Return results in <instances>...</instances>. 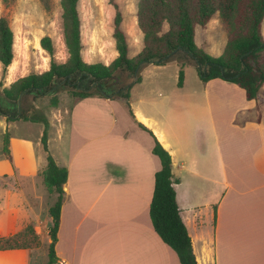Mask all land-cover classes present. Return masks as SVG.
Instances as JSON below:
<instances>
[{
	"label": "crops",
	"instance_id": "obj_1",
	"mask_svg": "<svg viewBox=\"0 0 264 264\" xmlns=\"http://www.w3.org/2000/svg\"><path fill=\"white\" fill-rule=\"evenodd\" d=\"M261 96L247 100L243 89L221 79L129 94L136 122L171 157L179 215L197 264H264V86ZM123 105L91 96L59 120L45 116L48 152L67 170L56 264H180L149 217L161 167L154 138ZM11 124L0 118V238L30 225L40 243L0 250V264H46L56 195L41 177L43 125L30 122L42 126L32 141L14 135ZM5 132L10 159L2 150Z\"/></svg>",
	"mask_w": 264,
	"mask_h": 264
},
{
	"label": "trees",
	"instance_id": "obj_2",
	"mask_svg": "<svg viewBox=\"0 0 264 264\" xmlns=\"http://www.w3.org/2000/svg\"><path fill=\"white\" fill-rule=\"evenodd\" d=\"M79 0H60L62 9V29L64 44L67 51L65 63H57L53 58V46L50 38L40 40L41 48L50 56L49 69L42 74H30L12 83L3 92L9 101H16L24 90L41 89L47 91L52 87V81L61 80L68 75L71 83L76 85L89 74L98 85L114 78L117 70H126L131 75L139 64L151 60L160 61L173 52L174 57L182 58L180 66L190 65L188 58L196 60L198 76L202 82L221 79L234 83L245 92L247 100L263 98L261 89L264 86V37L262 23L264 20V0H139L137 7V26L142 33L143 48L134 58L128 57L126 37L120 28L121 15L115 6L113 39L117 57L109 64H87L82 59V43L80 18L78 13ZM214 15H218L226 31V42L222 54L212 57L195 43V30L205 27ZM13 33L5 17H0V65L2 78L11 65L13 53ZM161 64V63H154ZM140 80V76L136 82ZM183 72H179L178 87L182 86ZM135 82V83H136ZM132 85V84H131ZM131 85L117 93L127 106L129 115L134 119L129 107V89ZM98 88L102 89L98 86ZM78 98L91 97L85 92H76ZM99 97H104L102 94ZM106 98V97H105ZM258 109V106H257ZM0 115H4L0 111ZM32 123H42L44 130L41 136V146L46 153L47 164L41 173L46 190L56 195L54 205L49 209L52 219L49 228L50 243L48 246L46 264H56L55 253L57 231L60 224V210L64 200L63 185L67 180V170L59 167L48 152L47 129L48 121L40 115L33 118H22ZM6 121H14L7 118ZM144 131L154 138L152 154L160 161V169L154 175V188L149 205V217L152 227L159 238L177 255L180 264H197L193 254L191 240L180 218L173 185L178 180L171 172V157L155 139L152 132L137 123ZM9 134H3V154L9 157ZM32 226L28 225L20 233L0 238V250L37 247L38 240ZM33 241V245L29 241Z\"/></svg>",
	"mask_w": 264,
	"mask_h": 264
},
{
	"label": "rangeland",
	"instance_id": "obj_3",
	"mask_svg": "<svg viewBox=\"0 0 264 264\" xmlns=\"http://www.w3.org/2000/svg\"><path fill=\"white\" fill-rule=\"evenodd\" d=\"M138 2L139 0L78 1L82 43L81 55L85 63L109 65L117 57L118 54L113 39L115 6L121 15L120 28L126 37L128 57L134 58L138 55L143 48L142 33L137 26ZM61 15L60 0H0V17H5L8 20L14 39V58L7 68L4 78H2L0 65V94L4 97L3 89L8 88L18 79L30 74H42L49 69L50 56L40 46V40L43 37H48L51 40L54 60L57 63L66 62L68 56L64 44ZM262 34L264 37V20ZM225 42L226 31L218 15H214L205 27H197L195 30L196 45L212 57H219L222 54ZM174 59L177 61L182 60L179 57H174ZM177 61L145 66L140 72V80L133 83L129 89L131 97L136 98V96L142 94H153L158 91L165 92L171 87H178L180 70L183 72L182 85L183 81L188 85L200 79L196 67L188 64L180 66ZM113 75L114 78L106 82L112 87L107 88L105 83L102 84L104 86L102 87L105 93L104 97H110L115 93L112 92V89L123 88L126 82L132 79V75L126 70H117ZM59 82L60 80H55L52 87ZM112 83L115 84L112 85ZM91 84L92 79L90 78L79 83L78 86L83 90H91L85 93L98 96L100 93L96 88L92 89ZM73 87L74 83L70 82L68 86H62L55 95L49 97L40 95L24 96L20 118L10 121L12 122L10 131L14 135H25L35 141L39 128L42 129V126L30 124L22 118L43 115L50 120H59L62 114H69L72 105L77 100L84 99L74 95L76 91ZM123 92L125 93L122 89V94ZM118 98L122 99L121 97ZM5 99L10 104H16V101H9L6 97ZM125 107L127 108L126 104ZM2 112L5 113L6 111L3 110ZM10 115L14 117L16 111L13 109ZM0 118L6 119L3 115H0ZM133 120L136 122L135 118ZM52 125L51 134L54 135L55 122ZM36 237L39 246L40 241L37 235ZM33 241L30 240L29 243L33 245Z\"/></svg>",
	"mask_w": 264,
	"mask_h": 264
},
{
	"label": "water",
	"instance_id": "obj_4",
	"mask_svg": "<svg viewBox=\"0 0 264 264\" xmlns=\"http://www.w3.org/2000/svg\"><path fill=\"white\" fill-rule=\"evenodd\" d=\"M171 61H177V60L174 59V57H173V52H171V53L168 55V57L163 58V59H161L160 61H157V60H151V61H149V62H147V63L139 64V65L137 66L135 72H134L133 75H132V79H131L130 81H127V82H126V84H125L123 90H125V88H126L127 86H129V85H131V84H133V83L136 82L137 78L140 76V72H141V70H142L145 66H147V65H152V64H154V63L166 64V63H169V62H171ZM188 61H189L190 65H192V66H194V67H199V66H200L199 63H198L196 60H192V59L188 58ZM79 78H80V76L76 79V83H77V84L74 85V87H73L74 90H75L76 92H89V91H91V90H89V89H85V90H83V88H81V87L78 86V84H79ZM90 78H91V76H90L89 74H86L85 80H89ZM70 80H71V76L68 75L67 77L61 79L59 83H57L54 87H52L51 89H49V90H47V91H43V90H41V89H38V90H37V89H33V90H24V91H22V92L19 94V96H18V98H17V100H16V104H15V105L10 104V103L5 99V97H4L2 94H0V111H3V110L6 111V112L4 113V115H3L6 119L9 118V117L14 118V119H19V118H20V113H21V110H22V99H23L24 96H26V95H40V96H45V97L53 96V95H55V94L57 93V91H58L62 86H68L69 83H70ZM52 83H53V84L55 83V79H53ZM91 88H92V89H93V88H96L97 91H98L100 94H102L103 96H105L104 90L98 88V84H97V82H93V83L91 84ZM116 95H117V93L115 92V93L112 94L110 97H106V98H110V99L118 98ZM13 109L16 111V115H15L14 117L10 115V112H11Z\"/></svg>",
	"mask_w": 264,
	"mask_h": 264
},
{
	"label": "flooded vegetation",
	"instance_id": "obj_5",
	"mask_svg": "<svg viewBox=\"0 0 264 264\" xmlns=\"http://www.w3.org/2000/svg\"><path fill=\"white\" fill-rule=\"evenodd\" d=\"M83 81H84V80L80 81L79 83H82ZM106 82H107V81L99 83V87H101V88L104 87V86L102 85L103 83H105V87H107V88L112 87V86L106 84ZM114 84H115V83H112V85H114ZM121 89H122V88L112 89V92H113V93H114V92L118 93L119 91H121Z\"/></svg>",
	"mask_w": 264,
	"mask_h": 264
}]
</instances>
